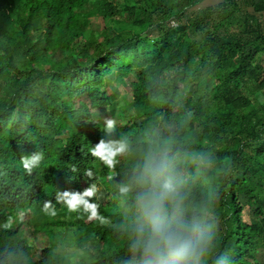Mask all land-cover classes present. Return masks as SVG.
<instances>
[{
  "label": "trees",
  "instance_id": "obj_1",
  "mask_svg": "<svg viewBox=\"0 0 264 264\" xmlns=\"http://www.w3.org/2000/svg\"><path fill=\"white\" fill-rule=\"evenodd\" d=\"M203 1L0 0V264L71 263L12 222L25 206L51 239L75 228L77 264H130L137 186L119 189L149 155L167 159L201 229L199 264H264V0ZM101 141L124 145L114 174L92 152ZM34 150L44 156L28 172Z\"/></svg>",
  "mask_w": 264,
  "mask_h": 264
},
{
  "label": "clouds",
  "instance_id": "obj_2",
  "mask_svg": "<svg viewBox=\"0 0 264 264\" xmlns=\"http://www.w3.org/2000/svg\"><path fill=\"white\" fill-rule=\"evenodd\" d=\"M106 127L111 129L113 121H106ZM123 150V144L113 149L101 141L92 152L110 162L116 152ZM43 156L42 151L34 150L21 157V165L30 172L40 164ZM167 167L166 158L149 155L132 183L120 186L121 193H128L132 184L137 186V222L129 241L130 264H199L204 236L199 225L183 217L181 200L172 179L166 174ZM91 194V191L87 192V195ZM65 203L73 209L78 203L77 197L74 195ZM193 234H196L195 238Z\"/></svg>",
  "mask_w": 264,
  "mask_h": 264
},
{
  "label": "rangeland",
  "instance_id": "obj_3",
  "mask_svg": "<svg viewBox=\"0 0 264 264\" xmlns=\"http://www.w3.org/2000/svg\"><path fill=\"white\" fill-rule=\"evenodd\" d=\"M218 1L220 0H204L199 5H197V7H204L206 5L213 4ZM91 21H92L91 22L92 28H95V29H102L105 24L112 23L111 18L109 20L107 18L103 19L102 17H93ZM152 34H153L152 30L141 32V36L143 38L152 37ZM53 55L56 58L61 57V54L58 51H54ZM131 79H136V75L134 72L131 73ZM126 90L127 89L125 88L124 82L122 80L119 81V86L115 89L118 107H121V108L129 107L128 102L130 100L129 98L130 96ZM113 162H114V158L111 157L110 162L104 160L103 162H101L99 167L100 168L104 167L105 169H109V172L111 171V173L114 174L113 169H111V165L113 164ZM108 178H109L108 175L100 176V180L98 184L96 185L97 195L103 201L106 199L107 191L102 184ZM243 218L244 220L248 222H251L253 220L247 208L243 212ZM12 222L21 223L22 234H24L27 237L28 241L34 248L50 246L51 240H53V244H54V245L52 244L53 249L57 252H63L64 255L69 257V260L71 262L70 264H77L78 259L80 255L82 254V251L75 245L74 237L77 234V232L74 227H69V226L68 227H57L56 229H54L55 234L53 238L51 239L50 238L51 234L48 233L47 230H40L34 227L32 223V215L30 213V209L28 206H25L22 210L17 209L12 218Z\"/></svg>",
  "mask_w": 264,
  "mask_h": 264
}]
</instances>
